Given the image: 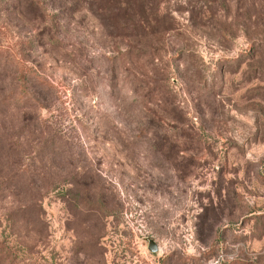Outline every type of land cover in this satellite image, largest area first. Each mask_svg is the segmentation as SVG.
Here are the masks:
<instances>
[{"label":"rangeland","instance_id":"374dc122","mask_svg":"<svg viewBox=\"0 0 264 264\" xmlns=\"http://www.w3.org/2000/svg\"><path fill=\"white\" fill-rule=\"evenodd\" d=\"M0 264H264V0H0Z\"/></svg>","mask_w":264,"mask_h":264},{"label":"water","instance_id":"95a60500","mask_svg":"<svg viewBox=\"0 0 264 264\" xmlns=\"http://www.w3.org/2000/svg\"><path fill=\"white\" fill-rule=\"evenodd\" d=\"M147 249L150 251V252H154L156 251L157 247L156 245L154 244V242L152 240H148V245H147Z\"/></svg>","mask_w":264,"mask_h":264}]
</instances>
